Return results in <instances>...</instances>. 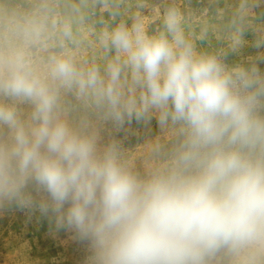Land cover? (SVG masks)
Wrapping results in <instances>:
<instances>
[{
  "label": "clouds",
  "instance_id": "obj_1",
  "mask_svg": "<svg viewBox=\"0 0 264 264\" xmlns=\"http://www.w3.org/2000/svg\"><path fill=\"white\" fill-rule=\"evenodd\" d=\"M102 44L114 53L103 74L67 53L46 74L23 50L0 55V209L71 232L87 264H210L221 251L264 264V72L198 51L175 5L159 30L137 17ZM124 83L140 90L138 102L124 98ZM69 91L117 128L152 115L177 126L170 162L136 172L116 142L102 145L68 118Z\"/></svg>",
  "mask_w": 264,
  "mask_h": 264
},
{
  "label": "rangeland",
  "instance_id": "obj_2",
  "mask_svg": "<svg viewBox=\"0 0 264 264\" xmlns=\"http://www.w3.org/2000/svg\"><path fill=\"white\" fill-rule=\"evenodd\" d=\"M171 5L181 10L185 34L198 51L216 54L228 67L255 64L264 72V0H0V55L23 50L46 74L50 58L67 53L79 68L97 66L103 74L114 55L103 46V34L137 17L149 32L157 31ZM122 91L126 100L139 101V89L124 83ZM61 103L68 118L87 123L102 145L116 142L141 175L168 164L182 140L177 126H162L155 115L133 116L117 128L101 118L94 103L71 91L61 93ZM20 108L27 113V105ZM88 255L74 234L38 213L0 209V264H87ZM210 264L239 261L221 251Z\"/></svg>",
  "mask_w": 264,
  "mask_h": 264
}]
</instances>
